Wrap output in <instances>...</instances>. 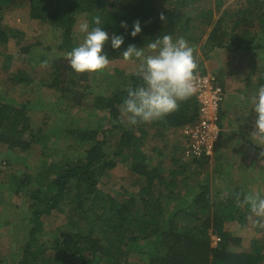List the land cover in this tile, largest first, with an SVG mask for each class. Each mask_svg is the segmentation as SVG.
Returning <instances> with one entry per match:
<instances>
[{"label":"trees","instance_id":"trees-1","mask_svg":"<svg viewBox=\"0 0 264 264\" xmlns=\"http://www.w3.org/2000/svg\"><path fill=\"white\" fill-rule=\"evenodd\" d=\"M121 1L124 3L122 7L111 0H0V22L3 13L11 8H27L32 26L56 31L58 51L67 53L75 47L77 17L85 14L91 28L96 26L92 18L98 15L103 30L124 37L120 49L111 47L110 38L104 46L108 57L114 59L121 56L129 44L146 48L148 43L166 34L172 35L174 40L187 37L192 43L189 27H193V21L198 19L211 27L206 41L209 50H247L251 54L258 51L264 62V39L255 34L252 36L255 27L264 34L261 0H237L236 8L227 6L228 0H163L166 8L158 7L155 0ZM199 7L206 9L197 11L195 16L185 12ZM161 14L165 16L164 21L160 19ZM254 15L258 17L256 24ZM137 20L142 31L132 37L130 33ZM122 21L126 22L127 28L121 27ZM36 32H39L38 28ZM14 34L12 28L0 25V56L9 57L4 65L7 77L4 87L8 92H18L22 87L34 85L28 67L11 74L12 64L18 56L2 49L8 50L11 41L19 39ZM19 35L26 36L22 32ZM200 67L199 64L198 69ZM69 77L78 81L71 80L70 85L60 89L59 108L68 113L78 108L93 112L95 104L100 103L102 110L110 112L115 124L112 130H104L100 124L81 130L73 128L69 140L88 145L75 161L67 159L65 164L49 163V167L45 169L43 166V173L35 178L18 172L10 175L15 192L28 187L34 190L30 196L32 214L24 234L19 236L20 241L24 240L21 248L24 253L17 264H264V237L253 238L245 248L243 239L233 236L229 230L233 222L248 223L249 206L242 203L245 194L238 187L229 188L231 190L226 187L213 193L207 181L190 186L187 180L191 176L184 175L189 164H182L181 158L172 160L167 175L160 165L145 166L140 147L148 136V122L130 125L122 113L127 89L140 85L142 80L139 77L120 71L110 74L107 81L120 85L117 91L105 90L106 93L96 91L88 72L72 71ZM78 82L85 83L83 86L90 87V90H77ZM48 83L45 86L52 87ZM255 84L258 90L264 86V64ZM102 86L104 83L100 88ZM4 96L0 94V144L7 147L6 150L25 153L34 145L45 143L46 128L42 125L33 128L25 108L16 106L15 101ZM89 101L92 103L87 104ZM179 105V110L156 122L164 129L170 127L180 132L185 125L196 122L199 117L196 95L179 102ZM224 117L225 111L221 107L220 119ZM43 120L44 124L53 125L49 116L45 115ZM116 129L122 133L113 144L108 141V135ZM220 139L216 143L215 155L221 152ZM201 160L209 161L208 158ZM201 160H192L188 167ZM13 162L27 165L21 156H16ZM118 163L127 165L139 182L138 192H126L122 194L123 199L102 188L104 176ZM180 183L187 187L185 197L179 199L173 208H167V197L160 188L175 193ZM226 192V198L220 200ZM237 194L241 198V207ZM54 211L65 216V224L51 237L50 247H34L32 240L43 231L44 217ZM213 235L221 239L216 247L212 245ZM20 247L17 242L16 248ZM136 258L138 260L133 262Z\"/></svg>","mask_w":264,"mask_h":264},{"label":"rangeland","instance_id":"rangeland-1","mask_svg":"<svg viewBox=\"0 0 264 264\" xmlns=\"http://www.w3.org/2000/svg\"><path fill=\"white\" fill-rule=\"evenodd\" d=\"M111 1L117 3L119 7L124 4L121 0ZM155 2L158 7H167L163 0H155ZM237 2V0H228L227 6L232 5V8H236ZM262 6H264V0H261ZM199 8L194 10L190 8L185 12H188L190 16H195L200 10L206 9L205 7ZM217 17L218 15L215 16V18ZM254 17L256 24L258 17L255 15ZM83 20H87L85 14L77 17L74 27L75 47L84 39L85 34L79 31V24ZM0 25L12 28L16 38H19L11 41L8 50L2 49L3 52L18 56L12 64L11 74L16 73L20 68L28 67L30 77L34 81L33 87H22L18 92H8V89L4 87L7 79L4 65L9 57L1 55L0 94L15 101L16 106L22 105L25 108L26 113L30 114L28 115L31 119H28V122L33 128L36 129L42 125L47 131L45 143L34 145L29 152L20 153L14 150H6L7 147L0 144V168L3 172L0 175V264H17L24 253V250L21 249L24 240L20 241L19 236L24 234L28 219L32 214L30 196L34 190L28 187L26 190H19V193L15 192L10 175L18 172L19 175H30L35 178L36 175L39 176L43 173V166L45 169L49 167V163L65 164L67 159L75 161L80 157V153L88 148V145L77 144L73 139L69 140V132L73 128L80 130L85 127L93 128L97 124H100L104 130H112L115 121L107 109H101L100 103L95 104L96 108L92 110L94 113L84 108H78L68 113L59 108L60 89L70 85L71 80L76 82L77 79L69 77V74L74 70L66 58L67 53H61L57 49L59 39L56 31L51 28L33 27L27 8L13 7L6 11L2 15ZM192 25L193 27L189 28H191L192 43L196 49L194 55L199 62L198 65H201L196 73H210L218 77L226 94V99L224 96V101L221 104L223 111H225V117L219 122L221 124L220 147L222 151L221 154L215 155L214 159L208 162L200 159L199 163H195L189 168L191 160H185L183 157L184 138L182 131L170 127L164 129L159 122L152 121L148 122L146 127L148 136L140 147L145 166L148 164L150 166L160 165L166 170L165 174L167 175L174 162L172 160L181 158L182 164H189L186 166L187 171L184 175L186 177L191 176L187 180L190 186H195V183L203 180L211 186L213 193H217L226 187L227 189L238 187L245 195L260 193L261 196H264V156L261 155L264 152V144H260L252 136L256 130L257 114L254 111V105L251 103L252 97L258 94L255 83L260 75V67L263 66L264 62L258 56V51L251 54L247 50H209L206 41L211 27L202 24L198 19L193 21ZM37 28L39 32L35 33ZM20 32L26 36L19 35ZM111 34L113 32L109 33L110 39ZM254 34L259 35L261 40L264 39V34L258 27L252 29V36ZM183 38L192 46L187 37ZM145 51L147 53V47ZM109 59L110 64L104 71L88 72L92 86L95 87L96 91L101 90L102 93H106L105 90L115 92L119 89V83L107 81L110 74L120 71L128 76L133 75L139 63L135 58L125 61L122 55ZM45 62H47L46 65ZM43 82L45 83L42 84ZM48 82L52 87L45 86L49 84ZM78 83H76L77 90L85 92L90 90V87L83 86L85 83L83 85ZM103 83V88H100ZM55 112L63 114L62 117ZM45 115L50 117L53 125L44 124ZM125 118H127L126 115ZM56 123L61 124V126L56 125ZM121 133L120 129L114 130V133L108 135V141L113 144L116 143ZM5 151L6 156H4ZM16 156L26 159L27 165H22L20 162L14 163L13 159ZM137 179V176L133 175L127 165L118 163L104 176L102 188L105 192L123 199L125 197L122 194L126 192H138L139 187L137 185L139 182ZM162 190L167 197V208H173L179 199L181 201L185 197L187 187L180 183V188L175 193L172 190L166 191L160 188L161 192ZM227 194L228 192L221 195L220 200H224ZM171 195L177 196V198H172ZM247 219V224L233 222L229 226L233 236L243 239L245 248L249 247L253 238L264 237V229L255 227L253 224L257 217L249 213ZM65 221V216L55 211L50 216L44 217L43 231L32 240V245L36 248L41 245L48 246L51 243V237L58 233V229L65 224ZM17 242L21 245L18 249L16 248ZM151 249L148 248V250ZM133 260L136 262L138 259Z\"/></svg>","mask_w":264,"mask_h":264},{"label":"clouds","instance_id":"clouds-1","mask_svg":"<svg viewBox=\"0 0 264 264\" xmlns=\"http://www.w3.org/2000/svg\"><path fill=\"white\" fill-rule=\"evenodd\" d=\"M160 19L164 21L165 16L161 14ZM92 22L95 27L90 28L87 20L79 24V31L85 34L84 39L66 54L70 67L77 73L102 72L110 64V59L104 51V46L109 41V33L100 27V16H94ZM121 27L127 28L126 22L122 21ZM141 31L140 21L137 20L133 23L130 34L135 37ZM123 44L122 35L112 34L113 49H120ZM195 51V47L190 46L185 38L179 37L174 40L169 34L148 43L147 53L144 47L128 45L122 57L125 61L133 58L139 61L134 74L142 80L140 85L127 89V96L123 100L122 113L127 116L130 125L161 120L179 110V102L196 94L198 90L196 71L199 62L194 55ZM251 103L257 114L256 130L252 136L260 144H264V86H261L258 94L252 97ZM261 155L264 156V152ZM236 199L240 206L239 194ZM242 203L248 205L250 213L257 217L253 221L254 226L264 229V196L260 193H248L244 195Z\"/></svg>","mask_w":264,"mask_h":264},{"label":"built area","instance_id":"built-area-1","mask_svg":"<svg viewBox=\"0 0 264 264\" xmlns=\"http://www.w3.org/2000/svg\"><path fill=\"white\" fill-rule=\"evenodd\" d=\"M196 75L198 90L195 95L199 105V117L196 122L185 125L181 130L184 138L183 157L188 161L202 158L212 160L221 134L220 110L226 94L218 77L204 72ZM220 241L218 236H212L213 247Z\"/></svg>","mask_w":264,"mask_h":264},{"label":"crops","instance_id":"crops-1","mask_svg":"<svg viewBox=\"0 0 264 264\" xmlns=\"http://www.w3.org/2000/svg\"><path fill=\"white\" fill-rule=\"evenodd\" d=\"M226 96V95H225ZM225 99H226V97H225ZM221 151H222V148H221ZM261 150L259 149V152H260ZM220 154H221V152H220ZM217 155V154H216Z\"/></svg>","mask_w":264,"mask_h":264}]
</instances>
